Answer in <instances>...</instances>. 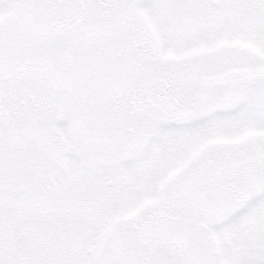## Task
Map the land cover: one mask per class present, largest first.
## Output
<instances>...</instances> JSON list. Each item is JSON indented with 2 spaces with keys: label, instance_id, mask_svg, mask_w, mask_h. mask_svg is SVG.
I'll use <instances>...</instances> for the list:
<instances>
[{
  "label": "snow or ice",
  "instance_id": "obj_1",
  "mask_svg": "<svg viewBox=\"0 0 264 264\" xmlns=\"http://www.w3.org/2000/svg\"><path fill=\"white\" fill-rule=\"evenodd\" d=\"M0 264H264V0H0Z\"/></svg>",
  "mask_w": 264,
  "mask_h": 264
}]
</instances>
